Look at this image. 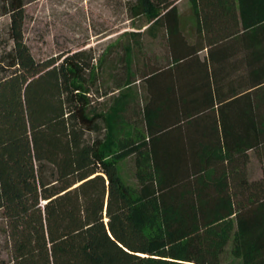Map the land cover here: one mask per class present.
<instances>
[{"label": "trees", "instance_id": "1", "mask_svg": "<svg viewBox=\"0 0 264 264\" xmlns=\"http://www.w3.org/2000/svg\"><path fill=\"white\" fill-rule=\"evenodd\" d=\"M188 1L195 44L181 31L177 0L131 8L149 28L165 29L171 54L144 78L151 93L157 79L167 87L135 140L121 135L126 103L94 96L136 80L105 86L83 51L38 63L25 43V0H0L14 45L0 58V264H221L231 237L235 257L264 264V179L247 180L244 154L264 144V118L246 105L215 110L218 83L245 71L250 84L232 98L264 93V44H249L264 39V0ZM194 116L197 137L191 122L185 136L179 123ZM129 156L138 188L119 172Z\"/></svg>", "mask_w": 264, "mask_h": 264}, {"label": "rangeland", "instance_id": "2", "mask_svg": "<svg viewBox=\"0 0 264 264\" xmlns=\"http://www.w3.org/2000/svg\"><path fill=\"white\" fill-rule=\"evenodd\" d=\"M25 4L24 38L34 59L38 63H45L52 58L83 51L87 56L92 57L93 64L99 67V75L105 86L114 87L121 80L135 79L136 82L125 87L123 91L115 92L111 97L104 99H97L94 96V100L97 104L99 101L110 103L117 98L126 103L121 123V135L124 138L133 137L138 140L140 135L147 133L145 111L147 107L150 108L151 113L156 109L159 110L155 102L161 96L159 92L162 91L163 94L167 86L163 87L161 79H157L152 85L153 93H151L144 78L151 74L153 68L170 63L171 54L168 51L165 29L160 26L149 28L150 24L146 17L133 18L131 8L135 0H25ZM177 5L181 31L191 44H195L198 41L197 21L192 5L188 0H177ZM10 23L9 16L0 17V58L10 52L14 46L9 38ZM199 42L201 45V39ZM262 43L264 44V39L249 42L257 45ZM128 45H132L133 48L128 55L125 54L127 60L125 64L122 62V57H124V48ZM225 53L229 54L230 49L225 50ZM239 58H244L241 51L235 60ZM230 64L229 59L228 65ZM248 77L245 71L239 76L218 83L217 89L222 92L227 89L230 93H227L225 98H230L233 93L249 86ZM231 87H235V90L230 91ZM224 100V97L219 98L215 108L217 112L223 113L232 107L246 105L255 107L257 115L264 118L262 92L250 93L226 102ZM202 107L204 106L196 105L194 112L200 111ZM206 115L202 117L211 116L212 112H207ZM198 121L200 118L196 116L191 120L183 119L179 123L178 131L188 136L191 130L186 128L191 122L192 131L197 137ZM204 121L207 119H203L202 123ZM204 132L203 130V134ZM256 144L257 142L250 145L254 149L244 152L250 159L245 171L246 178L251 183L264 179V144L255 147ZM118 165L122 181L131 188H138L135 156L120 160ZM233 247L234 237H231L220 257L221 264H245L241 258L233 255ZM1 259H7V243L4 236H0Z\"/></svg>", "mask_w": 264, "mask_h": 264}, {"label": "crops", "instance_id": "3", "mask_svg": "<svg viewBox=\"0 0 264 264\" xmlns=\"http://www.w3.org/2000/svg\"><path fill=\"white\" fill-rule=\"evenodd\" d=\"M150 26V25H149ZM200 58H201V60H204V58L207 56V50H205V51H202L200 54ZM250 93H253L254 92V90H250L249 91ZM227 93H230L227 89H225L224 91H223V97H224V101L226 102V101H230V100H232L233 98L232 97H230V98H225V97H227L226 96V94ZM229 97V96H228Z\"/></svg>", "mask_w": 264, "mask_h": 264}]
</instances>
